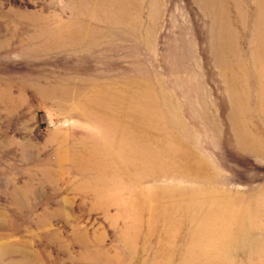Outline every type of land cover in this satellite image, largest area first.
<instances>
[{
  "label": "rangeland",
  "instance_id": "obj_1",
  "mask_svg": "<svg viewBox=\"0 0 264 264\" xmlns=\"http://www.w3.org/2000/svg\"><path fill=\"white\" fill-rule=\"evenodd\" d=\"M0 264H264V0H0Z\"/></svg>",
  "mask_w": 264,
  "mask_h": 264
}]
</instances>
